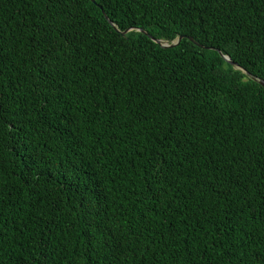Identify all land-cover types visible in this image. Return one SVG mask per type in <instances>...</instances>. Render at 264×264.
Instances as JSON below:
<instances>
[{
  "label": "trees",
  "instance_id": "1",
  "mask_svg": "<svg viewBox=\"0 0 264 264\" xmlns=\"http://www.w3.org/2000/svg\"><path fill=\"white\" fill-rule=\"evenodd\" d=\"M133 11H109L107 18L123 31L142 22ZM41 12H49L43 0H0V32L18 54L5 62L0 84L9 109L18 103L20 117L28 112L33 122L50 125L36 124L30 150L39 147L36 137L48 141L53 155L71 147L79 177L45 168L46 184L26 185L16 165L27 153H9L15 163L6 164L0 188V264H36L37 256L47 257L40 264H259L252 252L264 248V88L216 49L198 47L193 55L184 48L181 56L143 32L129 33L136 55L142 50L149 70L164 80L143 92L144 81L131 76L101 85L100 61L109 62L123 37L100 8L79 38L75 29L63 34L83 47L68 48L45 76L36 68L40 56L26 50L47 23ZM145 30L168 41L177 37L171 26ZM204 46L264 79V62L254 56ZM82 192L91 200L87 208L80 206ZM93 217L99 230L83 231Z\"/></svg>",
  "mask_w": 264,
  "mask_h": 264
},
{
  "label": "snow or ice",
  "instance_id": "2",
  "mask_svg": "<svg viewBox=\"0 0 264 264\" xmlns=\"http://www.w3.org/2000/svg\"><path fill=\"white\" fill-rule=\"evenodd\" d=\"M35 2L40 3L41 0H35ZM43 3L49 12L48 15L41 12V22L47 21V23L44 24V28L40 30L39 34H34V38L26 50L29 54L36 51L40 56V60L36 62V68L43 70L45 76H47V68H51L54 63H59L68 48L73 45L83 47V43L79 39L63 38V34L75 29L74 35L79 38L81 30L84 28V22H92L96 15V8H100L105 16L109 11L116 12L117 10L135 15L133 11L135 9L140 12L142 18V22H138V26L121 32L123 42L117 40L116 46L112 49L115 55L110 58L109 62L104 64L103 60L100 61L103 71L97 73V79L101 85L106 81L123 82L131 76L132 80L144 81V87L141 89L143 92L148 90L151 83L164 80L163 74L156 75V69L149 70L148 58L142 50L137 57V47L132 44L129 33L145 32L146 27L168 30L171 26L172 30L177 33V40L165 47L179 49L181 56L184 54V48H191L192 54L196 55L197 48L203 47L207 43L228 46L234 51L239 50L242 54H250L264 62V0H43ZM52 5L56 6V12L51 11ZM62 5L67 6V11L61 7ZM99 23H103V21H99ZM117 31L120 30L117 29ZM94 38L90 37L88 42L91 43ZM109 38L111 39V37ZM103 39L101 37V40ZM186 39L190 41V44L182 48L181 42ZM41 45H43L42 48H40ZM73 54L78 55L79 53L74 49ZM105 54H107V49ZM10 55L18 54L14 52V49L8 47L3 33L0 32V81L4 76V68L7 66L5 62L9 60ZM99 55L100 53L97 51L96 56ZM93 59L96 57L94 56ZM21 63H24L23 58H21ZM193 67L196 66L193 65ZM52 71H55V68H52ZM86 73L87 69H85ZM36 76L40 77L39 71L36 72ZM129 83L131 84V81ZM243 86L248 87L247 84ZM258 86L264 88V79L259 82ZM163 87H168L167 81H164ZM35 90L34 88L33 91ZM7 95L10 96L11 93ZM188 98L190 95L185 99V103ZM18 108L20 105L15 103V107L9 109L5 89L0 84V188L7 183L6 164L15 163L13 156L9 153L15 155L27 153L22 163L16 165L23 173L22 179L26 185L40 187L41 184H46L47 179H41L44 177V172L41 169L45 168L55 167L57 171L63 170L66 174L79 177V166L70 156L71 147H68L63 153L57 151L53 155V148L48 141L40 142V137H36L39 147L30 150L29 146L33 144V140L29 133L36 129V124L40 123L41 127L45 129L50 125L39 120L33 122V117L28 112L24 113L23 118L20 117L16 112ZM49 111L51 112V109ZM179 111L177 109L173 115H177ZM40 115L45 116L46 113L41 112ZM18 123L19 127H17ZM255 123L257 122L253 121V124ZM259 123L264 129V113L261 114ZM26 125H32V127L26 128ZM174 126V124H170L168 127ZM252 131L253 128L249 127L246 130V135ZM162 138L166 139L167 137ZM261 142L264 144V132L261 134ZM260 154L264 155V147L260 149ZM12 174H15L14 168ZM84 183L86 184L87 180ZM81 195L85 199L81 201L80 206L87 208L91 203L90 197L84 192ZM95 219L93 217L83 231L95 234L100 228V225L95 223ZM2 227L3 225H0V228ZM2 255L3 253L0 252V256ZM21 256L24 261L32 259L31 256H24L23 253ZM41 259L46 260L47 257L37 256L36 264H40ZM252 260L264 264V248L254 249Z\"/></svg>",
  "mask_w": 264,
  "mask_h": 264
},
{
  "label": "water",
  "instance_id": "3",
  "mask_svg": "<svg viewBox=\"0 0 264 264\" xmlns=\"http://www.w3.org/2000/svg\"><path fill=\"white\" fill-rule=\"evenodd\" d=\"M106 18H107V16H106ZM108 19V18H107ZM108 21H109V23L115 28V30L117 31V26L111 21V20H109L108 19ZM130 28H132V27H130ZM130 28H127V29H125V30H123V31H118V32H125V31H127L128 29H130ZM144 34H146V35H148L154 42H156L157 44H159L161 47H165L166 45H170L171 43H173V42H175L176 40H177V37H175L173 40H171V41H168V40H164V39H160V38H155V37H153V36H151L146 30H145V32H143ZM203 47L204 48H209V49H216L219 53H220V55H221V53H223L220 49H218V48H215V47H212V46H204L203 45ZM227 62H229L231 65H233L235 68H238V69H241L244 73H246L247 75H249L253 80H255V81H257L258 83L262 80V79H259V78H257V77H255V76H252V75H250L248 72H247V70L245 69V68H243V67H241L240 65H238L237 63H235V62H233L232 60H231V58L228 56V55H226V54H224L223 53V55H221Z\"/></svg>",
  "mask_w": 264,
  "mask_h": 264
}]
</instances>
